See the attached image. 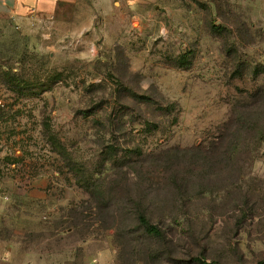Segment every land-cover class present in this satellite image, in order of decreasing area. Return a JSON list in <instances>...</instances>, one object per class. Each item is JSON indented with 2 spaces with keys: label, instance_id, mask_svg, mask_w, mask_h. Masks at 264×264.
Instances as JSON below:
<instances>
[{
  "label": "rangeland",
  "instance_id": "1",
  "mask_svg": "<svg viewBox=\"0 0 264 264\" xmlns=\"http://www.w3.org/2000/svg\"><path fill=\"white\" fill-rule=\"evenodd\" d=\"M89 17H0V264L264 261V0Z\"/></svg>",
  "mask_w": 264,
  "mask_h": 264
},
{
  "label": "crops",
  "instance_id": "2",
  "mask_svg": "<svg viewBox=\"0 0 264 264\" xmlns=\"http://www.w3.org/2000/svg\"><path fill=\"white\" fill-rule=\"evenodd\" d=\"M115 4L116 0H0V17L56 23L83 15L91 21L98 13L104 18L111 14Z\"/></svg>",
  "mask_w": 264,
  "mask_h": 264
},
{
  "label": "trees",
  "instance_id": "3",
  "mask_svg": "<svg viewBox=\"0 0 264 264\" xmlns=\"http://www.w3.org/2000/svg\"><path fill=\"white\" fill-rule=\"evenodd\" d=\"M134 215L138 223L143 227L144 231L147 234L155 236V237H161L163 235V230L161 226L153 221L150 213L148 212V208L143 202H139V204H136ZM194 261H198L200 263L204 262V264L205 263L207 264L205 260L199 257L194 259ZM257 264H264V261H260Z\"/></svg>",
  "mask_w": 264,
  "mask_h": 264
},
{
  "label": "built area",
  "instance_id": "4",
  "mask_svg": "<svg viewBox=\"0 0 264 264\" xmlns=\"http://www.w3.org/2000/svg\"><path fill=\"white\" fill-rule=\"evenodd\" d=\"M0 104H1V100H0Z\"/></svg>",
  "mask_w": 264,
  "mask_h": 264
}]
</instances>
